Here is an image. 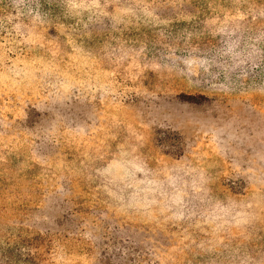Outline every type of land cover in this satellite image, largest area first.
I'll return each mask as SVG.
<instances>
[{"label":"rangeland","instance_id":"374dc122","mask_svg":"<svg viewBox=\"0 0 264 264\" xmlns=\"http://www.w3.org/2000/svg\"><path fill=\"white\" fill-rule=\"evenodd\" d=\"M0 264H264V0H0Z\"/></svg>","mask_w":264,"mask_h":264}]
</instances>
